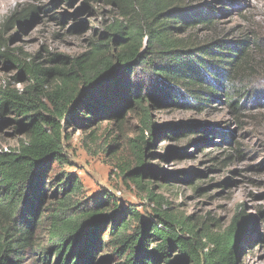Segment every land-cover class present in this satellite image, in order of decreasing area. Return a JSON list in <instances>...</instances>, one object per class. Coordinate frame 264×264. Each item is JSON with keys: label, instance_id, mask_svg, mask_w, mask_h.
<instances>
[{"label": "trees", "instance_id": "1", "mask_svg": "<svg viewBox=\"0 0 264 264\" xmlns=\"http://www.w3.org/2000/svg\"><path fill=\"white\" fill-rule=\"evenodd\" d=\"M134 1L133 8L147 19L142 28L115 23L76 58L23 63L8 52L0 34V59L30 80L22 92L0 91V119L16 117L26 137L16 150L0 152V214L6 219L0 222V264H239L237 239L255 230L254 220L242 211L227 231L214 234L194 218L162 211L147 153L166 134L154 127L152 108L166 103L201 110L224 94L225 104L238 114L249 103L251 91L234 83L247 42L198 44L191 34L175 36L213 25L208 5ZM36 12L25 11L22 20ZM133 107L142 112L144 125L134 141L140 146L138 167L121 173L157 205L156 221H145L112 194L86 202L80 180L66 171L69 130L91 129L101 116Z\"/></svg>", "mask_w": 264, "mask_h": 264}, {"label": "rangeland", "instance_id": "2", "mask_svg": "<svg viewBox=\"0 0 264 264\" xmlns=\"http://www.w3.org/2000/svg\"><path fill=\"white\" fill-rule=\"evenodd\" d=\"M183 1L184 7L208 5L215 14L213 25L175 36L191 34L198 44L220 39L247 42L234 83L248 88L251 100L238 114L225 104L224 94L222 102L201 110L166 103L152 108L154 127L166 134L159 135L154 150L147 153L150 183L163 199L162 211L194 218L214 234L227 231L244 211L254 220L255 230L237 239L239 264H264V0ZM156 2L150 5L153 12L158 10ZM134 6V0H11L0 14V34L8 52L23 63L36 58L45 63L51 56L76 58L115 23L142 28L146 16ZM32 9L36 15L22 20ZM29 81L15 64L0 59V91L22 92ZM114 113L101 116L91 129L68 131L66 171L80 180L86 202L112 194L145 221H156L157 205L121 173L123 168L138 167L140 146L134 141L143 135L142 112L133 107ZM184 128L190 132L184 133ZM144 138L151 136L145 133ZM25 139L16 117L0 119V152L16 150Z\"/></svg>", "mask_w": 264, "mask_h": 264}, {"label": "bare ground", "instance_id": "3", "mask_svg": "<svg viewBox=\"0 0 264 264\" xmlns=\"http://www.w3.org/2000/svg\"><path fill=\"white\" fill-rule=\"evenodd\" d=\"M11 4V0H0V14L4 9L9 7Z\"/></svg>", "mask_w": 264, "mask_h": 264}]
</instances>
